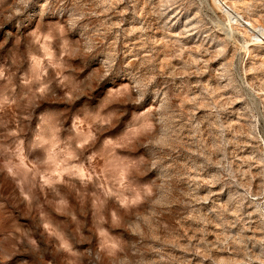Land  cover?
Masks as SVG:
<instances>
[{
	"label": "rangeland",
	"instance_id": "1",
	"mask_svg": "<svg viewBox=\"0 0 264 264\" xmlns=\"http://www.w3.org/2000/svg\"><path fill=\"white\" fill-rule=\"evenodd\" d=\"M80 4L77 24L151 90L135 134L166 163L122 156L127 137L85 156L89 114L38 113L53 84L79 99L80 50L19 36L33 0H0V264H264V0Z\"/></svg>",
	"mask_w": 264,
	"mask_h": 264
},
{
	"label": "clouds",
	"instance_id": "2",
	"mask_svg": "<svg viewBox=\"0 0 264 264\" xmlns=\"http://www.w3.org/2000/svg\"><path fill=\"white\" fill-rule=\"evenodd\" d=\"M33 2V12L13 26L17 34L23 37L26 32L38 28L40 32H50L57 42L66 39L67 34H71L72 39L76 41L74 46L80 50L73 61L74 70L71 74L82 87L79 99L74 104H69L64 100L62 91L53 84L38 113L64 112L62 119L67 121H70L73 115L84 116L87 113L89 120L95 125L96 138L93 143L82 146L83 155L98 153L106 139L116 140L127 137L128 144L121 151L122 156L142 162L146 171L153 168L157 171L162 169L166 163L164 154L159 153L153 146L145 144L144 138L135 134L140 126L139 114L152 103L151 90L144 93L139 91L129 79V70L120 62H116L112 55L106 53L100 37L90 36L87 25L77 24V21L83 20L85 16L80 0H42V2L33 0ZM56 24L62 25L63 34L57 33L54 27ZM11 39L10 35L9 44ZM23 47L24 41H21L19 48L23 49ZM6 51V48H0V57ZM126 84L128 87L124 86ZM92 116L96 119L91 120ZM10 255L8 251L0 252V258L4 260ZM55 264L62 262L58 259Z\"/></svg>",
	"mask_w": 264,
	"mask_h": 264
},
{
	"label": "bare ground",
	"instance_id": "3",
	"mask_svg": "<svg viewBox=\"0 0 264 264\" xmlns=\"http://www.w3.org/2000/svg\"><path fill=\"white\" fill-rule=\"evenodd\" d=\"M218 4V3H217ZM231 9V8H230ZM233 10V9H232ZM234 12V11H233ZM236 14V13H235ZM235 16V18L237 19V20H239L240 18H239V16H237V15H234ZM235 19V20H236ZM244 24V23H243ZM250 25V24H249ZM250 28V27H249ZM248 33V32H247ZM255 42V41H254ZM260 43V42H259ZM262 43V42H261Z\"/></svg>",
	"mask_w": 264,
	"mask_h": 264
},
{
	"label": "snow or ice",
	"instance_id": "4",
	"mask_svg": "<svg viewBox=\"0 0 264 264\" xmlns=\"http://www.w3.org/2000/svg\"><path fill=\"white\" fill-rule=\"evenodd\" d=\"M41 2H42V0H41Z\"/></svg>",
	"mask_w": 264,
	"mask_h": 264
}]
</instances>
